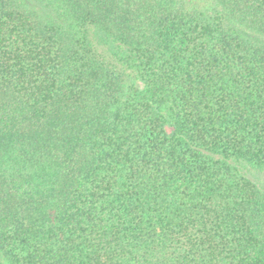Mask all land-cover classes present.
<instances>
[{
	"label": "trees",
	"instance_id": "trees-1",
	"mask_svg": "<svg viewBox=\"0 0 264 264\" xmlns=\"http://www.w3.org/2000/svg\"><path fill=\"white\" fill-rule=\"evenodd\" d=\"M0 264H264V0H0Z\"/></svg>",
	"mask_w": 264,
	"mask_h": 264
}]
</instances>
